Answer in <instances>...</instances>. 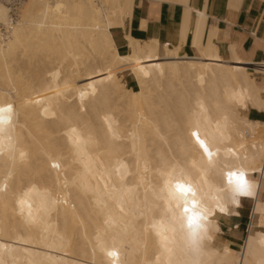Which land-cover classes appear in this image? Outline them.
I'll use <instances>...</instances> for the list:
<instances>
[{
    "label": "bare ground",
    "instance_id": "6f19581e",
    "mask_svg": "<svg viewBox=\"0 0 264 264\" xmlns=\"http://www.w3.org/2000/svg\"><path fill=\"white\" fill-rule=\"evenodd\" d=\"M133 2L27 0L0 40V107L13 109L0 131V261L264 264V122L247 115L264 113V87L239 61L234 78L211 44H196L204 74L156 40L128 36L130 52L119 54L111 31L125 26ZM8 20L0 5V25ZM124 67L137 90L122 83ZM237 167L253 195L234 205L220 189ZM176 182L209 210L199 253L181 227ZM243 199L254 202L253 223L237 251L218 237Z\"/></svg>",
    "mask_w": 264,
    "mask_h": 264
},
{
    "label": "crops",
    "instance_id": "0c3cea01",
    "mask_svg": "<svg viewBox=\"0 0 264 264\" xmlns=\"http://www.w3.org/2000/svg\"><path fill=\"white\" fill-rule=\"evenodd\" d=\"M132 11L124 27L111 31L119 54H129L128 36L139 42L156 40L161 46H169L180 56L194 60L198 73L204 74L207 63L196 44L200 42L203 48L211 44L217 47L221 60L234 78H237L235 61H239L256 85L264 87V0H134ZM120 71L119 75L126 72L131 75L129 67ZM254 74L263 77L262 84L252 76ZM125 83L126 88L136 90L135 79H125ZM247 115L250 120L264 122V113L251 109ZM253 203L243 199L238 208L239 217L221 219L222 232L218 239L233 250L242 249Z\"/></svg>",
    "mask_w": 264,
    "mask_h": 264
},
{
    "label": "clouds",
    "instance_id": "9594fccd",
    "mask_svg": "<svg viewBox=\"0 0 264 264\" xmlns=\"http://www.w3.org/2000/svg\"><path fill=\"white\" fill-rule=\"evenodd\" d=\"M0 108L4 109L0 111V131H5L12 123L13 109ZM252 184L253 182L248 179L247 170L243 167H237L224 174V187L220 189V192L231 203L239 205L241 198L253 195ZM190 209V213H184L183 211L181 227L192 251L199 253L202 242L209 238V210L205 205L198 203L195 206L190 203Z\"/></svg>",
    "mask_w": 264,
    "mask_h": 264
},
{
    "label": "snow or ice",
    "instance_id": "6c2138e0",
    "mask_svg": "<svg viewBox=\"0 0 264 264\" xmlns=\"http://www.w3.org/2000/svg\"><path fill=\"white\" fill-rule=\"evenodd\" d=\"M8 110H12V105H7L6 106ZM3 108H0V111H3ZM192 136L194 137L196 143L200 146V148L203 150L204 154L211 160L213 152L210 150L208 144L200 138L199 134L197 132H193ZM171 194L176 195L178 194L180 197L184 198V208L183 211L184 213H190L191 209L188 206L189 200L188 197L191 196L193 199H191L190 203L192 206H195L197 204L196 199L194 197L196 196V192L193 190L192 186L190 184H185L182 182H176L171 190ZM27 195V193L25 194ZM26 203L25 200L21 199L19 201V204L21 205V211L23 212V205ZM30 207V206H29ZM223 210V209H221ZM108 255L110 257H117V252L116 251H110L108 252ZM0 264H3L2 261H0Z\"/></svg>",
    "mask_w": 264,
    "mask_h": 264
},
{
    "label": "built area",
    "instance_id": "2783aa9c",
    "mask_svg": "<svg viewBox=\"0 0 264 264\" xmlns=\"http://www.w3.org/2000/svg\"><path fill=\"white\" fill-rule=\"evenodd\" d=\"M26 1L27 0H0V5L7 7L9 11V20L7 24L0 25V40L7 39V37L11 34L12 28L19 20V11ZM252 223L253 219L251 216L247 234L249 233Z\"/></svg>",
    "mask_w": 264,
    "mask_h": 264
},
{
    "label": "rangeland",
    "instance_id": "374dc122",
    "mask_svg": "<svg viewBox=\"0 0 264 264\" xmlns=\"http://www.w3.org/2000/svg\"><path fill=\"white\" fill-rule=\"evenodd\" d=\"M119 75V74H118ZM121 78H122V83L123 84H125L124 82H125V79H128V80H131L132 78L134 79V77L133 76H131L130 75V73L129 72H126V73H124V74H122V75H119ZM254 78H256L257 79V82L259 83V84H262L263 83V77L262 76H260V75H256V74H254V75H252ZM124 77V78H123ZM138 88H136V90H137ZM240 251V250H239Z\"/></svg>",
    "mask_w": 264,
    "mask_h": 264
}]
</instances>
